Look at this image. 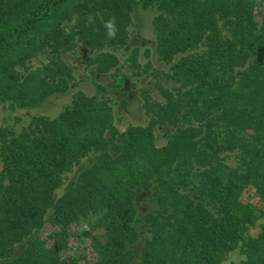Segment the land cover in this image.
Listing matches in <instances>:
<instances>
[{"label":"trees","instance_id":"16d2710c","mask_svg":"<svg viewBox=\"0 0 264 264\" xmlns=\"http://www.w3.org/2000/svg\"><path fill=\"white\" fill-rule=\"evenodd\" d=\"M139 4L160 11L156 53L178 88L161 87L160 102L145 95L149 122L123 132L110 106L82 91L54 118L33 116L18 132L0 128V264H220L237 248L238 264H264L257 0H0V105L35 107L64 91L71 70L60 54L76 42L95 51L96 72L116 67L107 49L127 44ZM111 17L115 39L103 27ZM42 51L51 61L29 68ZM156 128L166 138L160 146ZM231 153L235 165L224 161ZM143 193L154 208L140 218ZM258 220L259 232L249 235Z\"/></svg>","mask_w":264,"mask_h":264},{"label":"rangeland","instance_id":"374dc122","mask_svg":"<svg viewBox=\"0 0 264 264\" xmlns=\"http://www.w3.org/2000/svg\"><path fill=\"white\" fill-rule=\"evenodd\" d=\"M257 2L259 7L264 8V0H257ZM159 13L155 5L143 8L139 4L133 9L127 27V44L118 50L107 49L118 58L117 66L108 72H96L94 66L89 63L95 51H91L79 42L74 43L71 49L60 54L61 60L71 70V78L67 80L66 89L49 95L35 107H20L10 102L1 104L0 128L6 127L18 132L28 125L33 116L54 118L71 101L73 94L77 91L106 102L111 108L113 124L119 132L125 131L130 126L146 125L150 114L144 107V96H148L153 102H160L163 101L159 90L161 87L172 92L178 88V84L172 79L165 78L171 64L164 63L157 57L153 20ZM71 24L67 23L68 26ZM51 59L50 52L42 51L31 57L27 65L29 68L41 67L48 64ZM154 135L157 145L165 143L166 138L161 130L156 128ZM234 155L232 153L226 155L224 161L235 165ZM1 167L0 159V171ZM76 168L77 166L66 174L64 184L56 190L57 196L67 189ZM136 204L140 218L154 208L149 193L138 195ZM261 222L262 220H258L255 226L250 227L248 234L256 236ZM79 241V238H73V246H81ZM139 246L138 244L133 248L138 250ZM20 249L21 246L16 247V252ZM243 258V254L237 248L229 252L220 264H238Z\"/></svg>","mask_w":264,"mask_h":264},{"label":"clouds","instance_id":"9594fccd","mask_svg":"<svg viewBox=\"0 0 264 264\" xmlns=\"http://www.w3.org/2000/svg\"><path fill=\"white\" fill-rule=\"evenodd\" d=\"M87 21L89 24H94L95 23V15L94 14H89L87 16ZM103 27L106 32V36L108 39H115L118 33V27L116 23V18L111 17L108 20L104 21ZM106 210L101 211V215L105 214Z\"/></svg>","mask_w":264,"mask_h":264}]
</instances>
